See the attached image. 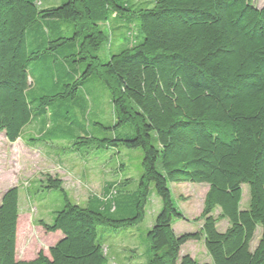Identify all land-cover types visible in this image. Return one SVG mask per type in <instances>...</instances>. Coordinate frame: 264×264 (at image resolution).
I'll use <instances>...</instances> for the list:
<instances>
[{
	"label": "trees",
	"instance_id": "trees-1",
	"mask_svg": "<svg viewBox=\"0 0 264 264\" xmlns=\"http://www.w3.org/2000/svg\"><path fill=\"white\" fill-rule=\"evenodd\" d=\"M131 19L137 21V38L129 32L127 42L115 39L117 51L100 63L94 53ZM63 23L71 26L70 35L63 34ZM30 63L47 64L53 86L61 91L31 96L36 80ZM91 76L108 93L112 128L127 127L132 134L85 135L73 147L82 144L103 154L120 146L141 150L133 204H125L130 195L124 189L112 187L130 181L120 162L115 180L85 205L69 200L59 178L45 175L43 188L60 192L63 207L51 225L39 224L62 236L47 255L39 251L34 259L16 260L18 188L12 187L0 199V264H110L96 242L98 228L117 232L140 224L151 192L161 209L146 234V264H264V5L66 0L43 8L36 0H0V134L9 143L37 118L45 120L51 102L76 99ZM26 141L48 140L41 135ZM172 183L207 185L199 231L173 233V222L184 217L172 202ZM243 185L249 192L245 209L240 207ZM223 220L228 227L219 232ZM257 228L260 236L251 248ZM190 241L203 243L208 262L180 256Z\"/></svg>",
	"mask_w": 264,
	"mask_h": 264
},
{
	"label": "rangeland",
	"instance_id": "rangeland-1",
	"mask_svg": "<svg viewBox=\"0 0 264 264\" xmlns=\"http://www.w3.org/2000/svg\"><path fill=\"white\" fill-rule=\"evenodd\" d=\"M66 0H36L43 8H54ZM133 0H116L117 3ZM261 8L264 0H250ZM61 29L64 35L71 34L69 23H63ZM104 31L107 33L108 28ZM136 36L137 21L131 19L129 23L114 32L108 45L103 44L94 54L100 63L108 61L117 51V43L127 42V33ZM121 33L122 36L117 34ZM117 36V37H116ZM116 37V38H115ZM137 38V37H135ZM140 36L138 37V40ZM79 71L84 65H78ZM47 64L30 63V71L36 84L33 85L31 96L38 97L47 93H56V89L48 76ZM62 85V84H61ZM60 85V86H61ZM65 116V118L61 116ZM38 120L25 126L20 138L15 143H9L4 134H0V199L3 193L12 188H18L19 218L16 234V260L34 259L39 251L47 255L49 247L60 238L61 233H46L39 222L48 225L53 222L54 213L63 207V197L55 190L47 191L43 188L44 176L59 178L70 201L85 205L89 196L101 195L103 188L115 180L118 162L123 164L122 174L129 184L120 188L112 185L115 190L124 189L130 195L125 200L126 205H132V197L136 194L138 180L141 175L142 152L139 149L118 147L115 151H88L80 144L78 138L89 135L95 138H125L131 136V130L112 128L114 123L111 102L106 89L96 77L86 79L77 91L76 99L72 101L55 100L48 106L45 120ZM44 120V121H43ZM43 135L48 141L41 144H29L28 137ZM49 140H51L49 142ZM42 180L44 182H42ZM174 206L181 212L184 220H175L172 224L173 233L177 236L199 231L201 222L197 219L202 211L207 185L193 183L169 184ZM249 201L246 185L242 186L241 209H245ZM161 209V203L154 192H151L143 221L133 228L119 230L99 227L96 242L102 245L103 252L110 264H146L148 260V245L146 234L154 224ZM219 211L214 213L217 216ZM228 227L225 220L217 224L219 232ZM260 236L257 228L251 248H254ZM189 255L198 262H208L209 258L201 241H190L181 247L180 256Z\"/></svg>",
	"mask_w": 264,
	"mask_h": 264
}]
</instances>
